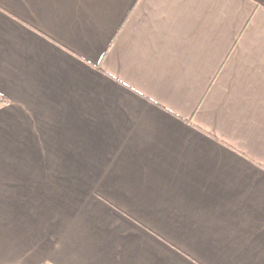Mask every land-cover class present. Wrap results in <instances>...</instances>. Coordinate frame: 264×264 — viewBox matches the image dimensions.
Returning a JSON list of instances; mask_svg holds the SVG:
<instances>
[{"label": "crops", "instance_id": "1", "mask_svg": "<svg viewBox=\"0 0 264 264\" xmlns=\"http://www.w3.org/2000/svg\"><path fill=\"white\" fill-rule=\"evenodd\" d=\"M0 264H264V0H0Z\"/></svg>", "mask_w": 264, "mask_h": 264}, {"label": "trees", "instance_id": "2", "mask_svg": "<svg viewBox=\"0 0 264 264\" xmlns=\"http://www.w3.org/2000/svg\"><path fill=\"white\" fill-rule=\"evenodd\" d=\"M6 103H7V99L3 97L2 95H0V106L5 105Z\"/></svg>", "mask_w": 264, "mask_h": 264}]
</instances>
